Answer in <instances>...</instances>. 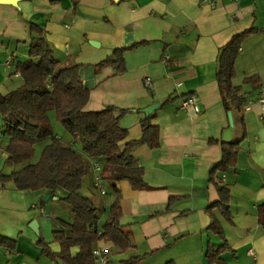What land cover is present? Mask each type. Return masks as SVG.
Instances as JSON below:
<instances>
[{"label":"crops","instance_id":"0c3cea01","mask_svg":"<svg viewBox=\"0 0 264 264\" xmlns=\"http://www.w3.org/2000/svg\"><path fill=\"white\" fill-rule=\"evenodd\" d=\"M29 24L47 31L55 57L82 65L79 76L90 91L86 110L106 106L131 110L120 119L121 128L127 130L124 141L141 136L140 121L146 117L142 110L159 103L152 119L159 128V147L141 145L133 151L148 188L131 191L120 185L119 222L131 234V247L111 256V242L96 245L110 249L108 264L113 256L118 264L136 256H142L138 264H215L206 254L223 240L209 229L211 214L221 221L229 245L220 256L226 264H264V229L256 215L257 206L264 203V116L258 109H234L216 80L219 49L233 35L254 28L235 62L233 84L241 86L243 105L264 85V0L0 3L1 94L20 80L15 63L28 59ZM137 43L124 54V73L116 74L111 66L98 71L92 67L115 48ZM247 77H255L256 82H243ZM146 78L151 80L148 87ZM188 96L200 104L199 113L182 109ZM2 126L0 116V174L8 175L13 167L7 163ZM60 131L56 134L69 139ZM243 132L237 168L222 176L231 194L229 222L211 208L218 194L208 176L222 156L219 143L211 140H238ZM92 172L95 176L93 168ZM85 191L96 192L94 179L91 184L84 181ZM65 195L59 189L52 197L45 190L18 191L11 183L0 182V233L16 240L15 251L0 248V264H53L42 255L37 240L40 235L50 240L65 212L73 216L70 206L61 209L64 202L58 198ZM47 207L54 212L51 222L44 218ZM33 220L39 223V236L29 227Z\"/></svg>","mask_w":264,"mask_h":264},{"label":"trees","instance_id":"16d2710c","mask_svg":"<svg viewBox=\"0 0 264 264\" xmlns=\"http://www.w3.org/2000/svg\"><path fill=\"white\" fill-rule=\"evenodd\" d=\"M28 59L15 63L19 84L6 94L0 93V116L3 120L1 134L7 139L5 152L7 163L13 167L8 175L0 174L3 185L11 183L18 191L49 192L62 189L66 195L58 198L72 210V221L61 219L59 228L51 232L50 240L39 236L37 245L42 255L56 264H96L93 249L100 241L111 242L112 248L125 252L131 247L130 232L120 225L122 197L120 185L126 184L131 191L147 189L144 170L133 156L136 147L150 149L160 145L159 128L152 124L154 114L140 121L141 136L124 141L127 130L121 128L120 119L131 110L106 106L97 111L85 109L89 90L84 87L79 70L81 64L69 59L55 57L48 40L47 31L29 24ZM252 28L235 34L219 49L216 80L226 100L234 109L241 111L243 100L241 86L233 84L235 62L241 54L246 37L253 34ZM138 46L133 44L115 48L111 56L93 65L96 71L111 66L116 74L126 71L124 54ZM243 82H256L247 77ZM166 100L165 102H167ZM242 128L243 119H240ZM59 126L69 139L56 134ZM243 137L238 140H211L219 143L221 159L210 169L208 181L213 184L218 199L211 205L221 217L232 221L230 189L222 176L236 170ZM45 143L38 161L33 162L35 146ZM76 145L93 167L97 162L108 185L112 202L105 220H100L99 206L83 193L87 164ZM259 225L264 229V203L256 208ZM209 229L223 240L217 249L210 247L207 258L210 263L226 264L220 257L229 250L221 221L211 214ZM0 248L13 252L16 240L0 233ZM142 256L121 260L119 264H138ZM168 264V263H167ZM171 264V263H169Z\"/></svg>","mask_w":264,"mask_h":264},{"label":"built area","instance_id":"2783aa9c","mask_svg":"<svg viewBox=\"0 0 264 264\" xmlns=\"http://www.w3.org/2000/svg\"><path fill=\"white\" fill-rule=\"evenodd\" d=\"M11 62H12V59L8 58V60L6 61V64L10 65ZM150 81H151L150 78H146L144 80L145 86L148 87L150 85ZM181 107L182 109H192L194 110L195 113H199L201 111L200 104L198 103L196 98L192 96H188L187 98H185L182 101ZM243 109L245 111H251L254 109H258L260 111L261 117L264 116V85H262L259 88L257 96L254 99L248 100L243 105ZM92 168L94 169V172H95L94 187L101 196H104L106 195L107 192L104 186V179L101 174V166L99 163L94 162ZM32 209H38L40 212L44 211L43 208H38L35 205H32ZM93 255H94L96 264H108V259L110 256V249L106 247L103 248V247L96 246L93 249Z\"/></svg>","mask_w":264,"mask_h":264},{"label":"rangeland","instance_id":"374dc122","mask_svg":"<svg viewBox=\"0 0 264 264\" xmlns=\"http://www.w3.org/2000/svg\"><path fill=\"white\" fill-rule=\"evenodd\" d=\"M14 81H15V86H17L19 84V80H18V84L16 83V80H14ZM55 129L58 132L61 130L58 125L57 126L55 125ZM62 131H60V132H62ZM44 145H45V143H39L35 146V153H34V156L32 159L33 162H36L39 160L40 155H41V151L44 148ZM76 149L81 154V156L83 157V159L85 160V162L87 164V172L88 173H87V176L85 177V184H89V183L91 184L93 182V179H94V174L92 172V167L90 166V162L86 158V156L83 154L80 145H76ZM104 186H105V188H107L106 190L108 191V193H106L107 195H104V196H101L97 190H96V192H93V193H88L87 191L83 192L85 195L89 196L93 200V202H95L99 206V216H100L101 221L105 220L106 215H107L105 208H107L109 206L110 202L112 201V195L109 193L108 185L105 181H104ZM59 190L63 191L62 189H59ZM64 206H69V205H67V203L64 202V205L61 206V209L65 208ZM53 213L54 212H52V210L47 207L46 212L44 213V218L49 219L51 222V220L54 217ZM64 215L65 216H63V218L65 220L72 221V216L71 217L68 216L69 215L68 212H65ZM53 229H55V230L58 229V226L57 225L54 226ZM115 252H116V249H114L111 256L112 255L115 256L116 255ZM114 256L112 257V259L110 258L112 261V264H118V259H117V257H114ZM53 264H56V263H53Z\"/></svg>","mask_w":264,"mask_h":264},{"label":"water","instance_id":"95a60500","mask_svg":"<svg viewBox=\"0 0 264 264\" xmlns=\"http://www.w3.org/2000/svg\"><path fill=\"white\" fill-rule=\"evenodd\" d=\"M16 0H0V3H9V4H14ZM159 109V103H154L146 108H144L142 110L143 113L146 114V116H150L151 114H153L155 111H157ZM229 116V121L230 124L233 125V121H232V115L231 113H228ZM213 168V166L211 167V169ZM30 229L35 232L36 235H40V229H39V223L37 222V220H33L30 224H29Z\"/></svg>","mask_w":264,"mask_h":264}]
</instances>
